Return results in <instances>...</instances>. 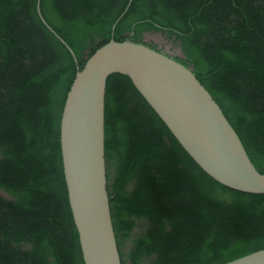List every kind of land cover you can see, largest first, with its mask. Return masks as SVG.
Listing matches in <instances>:
<instances>
[{
	"label": "trees",
	"instance_id": "obj_1",
	"mask_svg": "<svg viewBox=\"0 0 264 264\" xmlns=\"http://www.w3.org/2000/svg\"><path fill=\"white\" fill-rule=\"evenodd\" d=\"M0 0V264H85L61 118L79 70L112 39L191 70L264 174V0ZM107 187L122 264H226L264 249V195L207 175L130 78L105 100Z\"/></svg>",
	"mask_w": 264,
	"mask_h": 264
},
{
	"label": "water",
	"instance_id": "obj_2",
	"mask_svg": "<svg viewBox=\"0 0 264 264\" xmlns=\"http://www.w3.org/2000/svg\"><path fill=\"white\" fill-rule=\"evenodd\" d=\"M125 12L114 24L113 32ZM37 11L43 24L74 51ZM130 78L184 150L212 179L264 195V174L197 76L148 46L112 39L79 70L65 102L60 143L65 182L85 264H122L111 215L105 153V100L111 75ZM226 264H264V249Z\"/></svg>",
	"mask_w": 264,
	"mask_h": 264
}]
</instances>
